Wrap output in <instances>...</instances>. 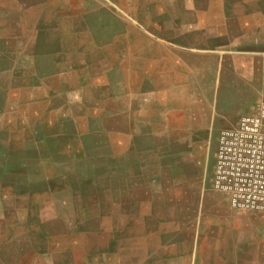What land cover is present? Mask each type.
I'll return each instance as SVG.
<instances>
[{"label": "crops", "instance_id": "1", "mask_svg": "<svg viewBox=\"0 0 264 264\" xmlns=\"http://www.w3.org/2000/svg\"><path fill=\"white\" fill-rule=\"evenodd\" d=\"M261 101L264 0H0V264H264L211 186Z\"/></svg>", "mask_w": 264, "mask_h": 264}, {"label": "built area", "instance_id": "2", "mask_svg": "<svg viewBox=\"0 0 264 264\" xmlns=\"http://www.w3.org/2000/svg\"><path fill=\"white\" fill-rule=\"evenodd\" d=\"M211 186L232 210L264 216V101L220 131Z\"/></svg>", "mask_w": 264, "mask_h": 264}, {"label": "rangeland", "instance_id": "3", "mask_svg": "<svg viewBox=\"0 0 264 264\" xmlns=\"http://www.w3.org/2000/svg\"><path fill=\"white\" fill-rule=\"evenodd\" d=\"M74 241H77V243L79 242V243H82V242H80V239L79 238H76V240L74 239ZM43 258H45V257H43Z\"/></svg>", "mask_w": 264, "mask_h": 264}]
</instances>
